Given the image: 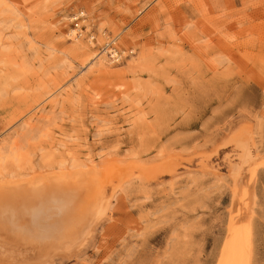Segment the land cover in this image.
I'll use <instances>...</instances> for the list:
<instances>
[{"label": "rangeland", "instance_id": "rangeland-1", "mask_svg": "<svg viewBox=\"0 0 264 264\" xmlns=\"http://www.w3.org/2000/svg\"><path fill=\"white\" fill-rule=\"evenodd\" d=\"M92 167L106 217L29 264H264V0H0V181Z\"/></svg>", "mask_w": 264, "mask_h": 264}, {"label": "bare ground", "instance_id": "bare-ground-1", "mask_svg": "<svg viewBox=\"0 0 264 264\" xmlns=\"http://www.w3.org/2000/svg\"><path fill=\"white\" fill-rule=\"evenodd\" d=\"M102 58L117 63L120 56L106 47L98 58L100 65ZM98 172L92 167L0 181V264H29L42 254L47 257L49 250L71 251L88 242L94 224L106 217L112 198L105 192L103 172ZM87 183L89 193H80Z\"/></svg>", "mask_w": 264, "mask_h": 264}, {"label": "built area", "instance_id": "built-area-1", "mask_svg": "<svg viewBox=\"0 0 264 264\" xmlns=\"http://www.w3.org/2000/svg\"><path fill=\"white\" fill-rule=\"evenodd\" d=\"M75 21H80V18H76ZM75 25H77V24H75ZM80 28H81V25H80Z\"/></svg>", "mask_w": 264, "mask_h": 264}]
</instances>
